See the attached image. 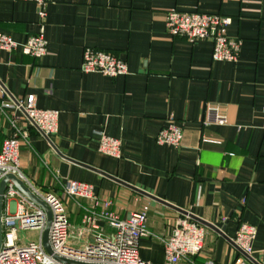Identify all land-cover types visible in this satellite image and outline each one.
<instances>
[{"label": "crops", "instance_id": "crops-1", "mask_svg": "<svg viewBox=\"0 0 264 264\" xmlns=\"http://www.w3.org/2000/svg\"><path fill=\"white\" fill-rule=\"evenodd\" d=\"M173 8L231 17L227 34L242 41L237 61H213L208 40L170 35L164 18ZM39 24L35 3L0 0V32L18 44L0 50V84L59 110L52 145L18 121L27 129L21 181L58 196L76 230L89 204L64 194L67 180L92 185L120 219L147 205L150 235L140 238L138 253L150 264H164L161 239L185 213L203 224L205 240L198 255L178 264L235 263L240 253L230 239L241 222L256 228L247 261L264 264V0H46L47 52L34 58L21 44ZM85 47L124 60L127 73L81 72ZM11 111H0V149ZM169 121L182 127L178 147L155 141ZM99 133L120 140L119 158L97 151ZM9 182L1 218L25 208L5 195ZM98 224L104 235L112 231Z\"/></svg>", "mask_w": 264, "mask_h": 264}, {"label": "built area", "instance_id": "built-area-1", "mask_svg": "<svg viewBox=\"0 0 264 264\" xmlns=\"http://www.w3.org/2000/svg\"><path fill=\"white\" fill-rule=\"evenodd\" d=\"M19 1V0H12ZM35 3L40 21L39 31L27 37L21 44L23 54L40 58L47 52V41L43 35L46 15V0H20ZM167 32L176 37H182L190 42L208 40L212 44L211 59L213 61L236 62L240 53L242 41L238 37L229 36L227 27L231 17L219 13L200 11H183L168 9L165 13ZM17 43L7 34L0 32V50L16 49ZM80 71L83 73H100L107 77H116L127 73L126 62L111 53L85 47L82 53ZM1 93L7 96V101L0 103V111L11 108V114L6 118L10 124V134L3 140L0 149V181L6 174L25 181L19 165V148L26 141L27 129L20 126L22 118L33 127L50 145L51 136L58 128L59 110L39 108L35 105V97L29 94L25 97H14L0 84ZM214 120L223 123L225 118L218 115L216 109ZM262 127L264 128V108L262 111ZM183 138L182 127L174 121H169L157 133L155 141L160 145L178 147ZM97 151L104 155L119 158L121 156L120 140L99 133ZM66 196L88 201L84 207L81 224L77 227L74 237L83 243L81 247L68 245L73 233L69 224L63 202L53 193L42 192L31 187V192L41 199L49 208L51 214L47 232L48 251L42 242V235L47 223L45 211L34 201L28 199L9 182L5 195L18 196L19 203L25 208L1 218L2 242L0 246V264H150L139 257L140 238L150 235L147 228L148 206L143 205L138 211L130 213L125 219H120L109 210L110 202H100L93 195L92 185L76 180H67L62 185ZM99 207V210L96 208ZM98 221L106 222L112 231L103 234ZM19 231H32L35 240L19 242ZM256 236L253 225L241 222L233 238V246L240 253L233 264H251L252 242ZM205 228L190 213L178 217L171 233L162 238L164 264H178L189 260L200 253L204 246ZM61 258L73 263L63 262Z\"/></svg>", "mask_w": 264, "mask_h": 264}, {"label": "water", "instance_id": "water-1", "mask_svg": "<svg viewBox=\"0 0 264 264\" xmlns=\"http://www.w3.org/2000/svg\"><path fill=\"white\" fill-rule=\"evenodd\" d=\"M8 181L12 182V184H13V186L15 188H17L28 199L34 201L37 205H39L45 211V213L47 215V223H46V226H45L44 231H43L42 242H43V245L45 246V248L48 251H50L48 243H47V232H48V228H49L50 220H51L50 210H49L48 206L41 199H39L36 195H34L31 192V190L20 179L16 178L12 174L4 175V177L0 181V246H1V242H2L1 210H2V203H3L5 185H6V183ZM57 259L60 260V261H63V262L65 261V262H68V263H73V262H70V261L63 260V259L58 258V257H57Z\"/></svg>", "mask_w": 264, "mask_h": 264}, {"label": "rangeland", "instance_id": "rangeland-1", "mask_svg": "<svg viewBox=\"0 0 264 264\" xmlns=\"http://www.w3.org/2000/svg\"><path fill=\"white\" fill-rule=\"evenodd\" d=\"M77 232L76 229L73 230V233L71 234V237L68 240V245L72 246V247H81L83 246V243H80L79 240L77 238L74 237V234ZM36 235L34 232L32 231H23L21 233H19V242L24 243L27 240H35Z\"/></svg>", "mask_w": 264, "mask_h": 264}]
</instances>
